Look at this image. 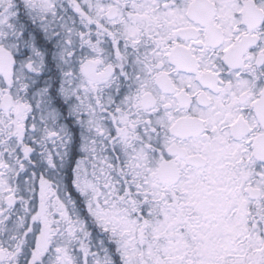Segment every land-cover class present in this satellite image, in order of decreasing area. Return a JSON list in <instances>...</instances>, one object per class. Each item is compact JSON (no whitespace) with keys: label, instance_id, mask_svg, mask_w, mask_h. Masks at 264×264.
Instances as JSON below:
<instances>
[{"label":"snow or ice","instance_id":"snow-or-ice-1","mask_svg":"<svg viewBox=\"0 0 264 264\" xmlns=\"http://www.w3.org/2000/svg\"><path fill=\"white\" fill-rule=\"evenodd\" d=\"M0 264H264V0H0Z\"/></svg>","mask_w":264,"mask_h":264}]
</instances>
